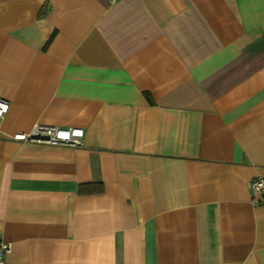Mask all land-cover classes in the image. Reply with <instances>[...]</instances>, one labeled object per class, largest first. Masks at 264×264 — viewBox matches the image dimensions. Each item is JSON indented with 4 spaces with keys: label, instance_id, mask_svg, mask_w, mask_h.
Wrapping results in <instances>:
<instances>
[{
    "label": "crops",
    "instance_id": "1",
    "mask_svg": "<svg viewBox=\"0 0 264 264\" xmlns=\"http://www.w3.org/2000/svg\"><path fill=\"white\" fill-rule=\"evenodd\" d=\"M0 98L6 264H264V0H0Z\"/></svg>",
    "mask_w": 264,
    "mask_h": 264
},
{
    "label": "built area",
    "instance_id": "2",
    "mask_svg": "<svg viewBox=\"0 0 264 264\" xmlns=\"http://www.w3.org/2000/svg\"><path fill=\"white\" fill-rule=\"evenodd\" d=\"M9 109V102L0 98V118ZM84 131L79 127L62 128L58 126H51L36 123L28 132H17L14 139L24 141H42L50 144H68L80 145ZM251 189L260 194L259 202L264 203V177H257L251 181ZM8 243L0 239V264L4 262V255L7 252Z\"/></svg>",
    "mask_w": 264,
    "mask_h": 264
},
{
    "label": "trees",
    "instance_id": "3",
    "mask_svg": "<svg viewBox=\"0 0 264 264\" xmlns=\"http://www.w3.org/2000/svg\"><path fill=\"white\" fill-rule=\"evenodd\" d=\"M103 190V185L101 182H93L79 185L78 192L79 193H93V192H101Z\"/></svg>",
    "mask_w": 264,
    "mask_h": 264
}]
</instances>
